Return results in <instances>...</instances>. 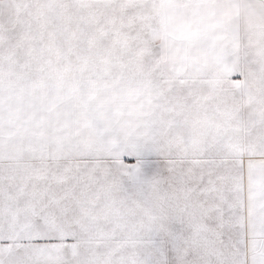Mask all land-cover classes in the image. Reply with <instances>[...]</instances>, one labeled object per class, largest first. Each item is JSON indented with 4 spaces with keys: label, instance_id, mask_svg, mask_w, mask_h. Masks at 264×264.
Wrapping results in <instances>:
<instances>
[{
    "label": "snow or ice",
    "instance_id": "1",
    "mask_svg": "<svg viewBox=\"0 0 264 264\" xmlns=\"http://www.w3.org/2000/svg\"><path fill=\"white\" fill-rule=\"evenodd\" d=\"M0 264H264V0H0Z\"/></svg>",
    "mask_w": 264,
    "mask_h": 264
}]
</instances>
